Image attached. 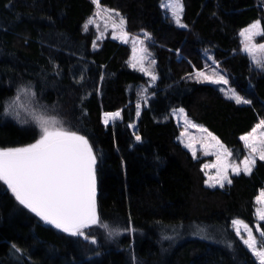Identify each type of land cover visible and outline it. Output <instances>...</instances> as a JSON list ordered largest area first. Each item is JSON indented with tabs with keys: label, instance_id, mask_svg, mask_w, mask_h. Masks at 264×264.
Segmentation results:
<instances>
[{
	"label": "trees",
	"instance_id": "16d2710c",
	"mask_svg": "<svg viewBox=\"0 0 264 264\" xmlns=\"http://www.w3.org/2000/svg\"><path fill=\"white\" fill-rule=\"evenodd\" d=\"M160 1L98 0L123 17L126 33L149 37L157 79L135 117V87L145 78L127 66V44L105 36L92 48L89 0H0V149L27 146L39 134L28 115L8 112L17 95L35 115L85 136L97 158L99 217L83 230L87 239L71 236L0 181V264H257L230 221L255 223L264 162L222 188L206 187L201 160L176 140L170 110L182 107L242 157L239 136L264 119V67L251 63L238 33L255 20L264 28V12L256 0H180L186 27H177ZM205 52L250 103L189 78L204 68ZM114 112L118 119L105 124L101 117ZM257 226L264 230V221Z\"/></svg>",
	"mask_w": 264,
	"mask_h": 264
},
{
	"label": "snow or ice",
	"instance_id": "6c2138e0",
	"mask_svg": "<svg viewBox=\"0 0 264 264\" xmlns=\"http://www.w3.org/2000/svg\"><path fill=\"white\" fill-rule=\"evenodd\" d=\"M173 17L180 27H186L181 23L182 4L177 2L172 5ZM115 15H119L118 13ZM125 21L120 18L119 24H113V28H120L121 39L127 36L123 32ZM244 37V51L248 53L252 60L260 67H264V43L254 44L253 38L257 35H264V28L259 21L254 22L251 26L240 33ZM149 38L146 35V39ZM142 44L143 41H140ZM141 52L146 49L141 48ZM144 56L139 58L133 57V68L139 65V71L151 76L152 81L156 80L155 74L148 68L144 67ZM154 64L155 61H150ZM215 76V74H213ZM203 72L197 73L198 81L202 77L204 81L227 84L223 76L213 78ZM21 92L24 90L21 89ZM231 99L237 104L250 103L234 92ZM19 95L12 103L19 101ZM139 105H137V115H139ZM182 111V110H181ZM120 116L119 112L105 114L104 123L108 124ZM40 136L35 143L25 147L0 149V181H2L15 196V199L24 207L31 210L45 223L53 225L71 236H85L84 229L99 223L96 203V170L97 158L94 155L93 147L89 144L88 139L76 132L68 131L60 124L59 121L52 118H45L42 115L35 117ZM187 123V121H186ZM195 127V125H190ZM264 127V121L257 125L249 135L241 137L245 145L250 149V155L241 161L240 165L228 163V158L232 153L225 148L216 137L208 133V138L215 141L214 147L217 151L214 153L217 163L208 165L205 168H216L215 176L209 177V186L219 185L224 187L225 182L231 184L228 170L231 168L233 174L239 175L241 171L251 174L255 166L256 159L252 154H256L260 160H264V132L256 135L257 129ZM201 131H206L201 129ZM136 140L141 137L137 135ZM202 145L207 146V139ZM193 148L192 142L187 145ZM205 154H209L205 152ZM195 151L193 157L195 158ZM257 203L264 205V192L257 198ZM258 219L264 221V208L258 209ZM236 235L240 237L243 244L259 260V264H264V241L261 242L259 250L257 247L256 237L252 229L239 220L232 222ZM107 227V225H104ZM246 233L245 235H242ZM257 231L264 237V230ZM91 243H96L92 240Z\"/></svg>",
	"mask_w": 264,
	"mask_h": 264
},
{
	"label": "rangeland",
	"instance_id": "374dc122",
	"mask_svg": "<svg viewBox=\"0 0 264 264\" xmlns=\"http://www.w3.org/2000/svg\"><path fill=\"white\" fill-rule=\"evenodd\" d=\"M89 1L93 5V11L90 14V16H88L86 18V20L84 22V26L85 27H91L94 31V41L92 42V48H96L95 42L99 41L100 39L104 38L105 36H109L110 38H112L113 40H115L117 42L127 44L129 47V54H128V58L126 60L127 66L131 69L138 71L145 78L144 83L139 84L135 87V91H136V95H137V100L135 101V117H136L137 116V105L140 106L139 107V110H140V108L145 104V102L148 98L149 88L154 86L156 80L152 81L150 75H147L144 72L139 71V65H137L136 68H133L132 67V64L134 63L133 57L139 58L141 56H144L145 57L144 67L150 69L155 74V76L157 77V74L155 71V63L154 64L150 63V61H152V60L155 61V58L147 46V39H146L147 34H145L144 32L137 34V35H131V34L127 33V36L124 39H121L120 38V36H121L120 28L114 29L113 24L115 23L118 25L120 18H123V17L117 11H115L111 8H108L106 6L100 5L98 3V0H89ZM177 2L180 3V0H161L160 1V7L169 15V17L172 19L173 23L177 27H180L179 25L176 24L175 19L173 17V11H172V5H174ZM256 3L264 12V0H256ZM117 13L119 14L118 16L115 15ZM257 21H259V20H255V21L251 22L250 24L246 25L245 27L241 28L239 33H238L239 40L241 42L242 51L247 55V57L249 58L251 63L256 67L258 65L252 60L251 56L244 51V37L241 36L240 33L243 30H245L246 28H248L249 26H251L254 22H257ZM181 23H182V21H181ZM123 32H125L124 27H123ZM258 37H259V35L255 36L253 38L252 42L256 45H260V44L264 43V40L258 41ZM140 41H143V43L141 44ZM141 48L146 49V52H141L140 51ZM201 72H203L204 74H206L208 76H213V74H215V76H213V78L218 77V76H223L227 80L225 73L219 68V66L217 64H215L213 62V60H212V58L208 52H205V55H204V68H202L199 71H194L189 76V78L191 80H194L197 82L215 85L219 89V91L222 93V95L228 99H231L230 97L232 96V94L234 92L236 95H239L243 99L247 100V98L245 96L239 94L229 83H227V84L211 83V82L204 81L202 77L198 81V79L196 78V74L201 73ZM17 96H15V98L11 99V102H8L7 107H6L8 112H9V110H11L13 113H17V111L23 112L26 115H28L31 118V120L36 121L35 117L37 115H35L32 111H30V108L28 107L29 104H28L27 98L19 96L20 97L19 101H17V103H15V104L12 103L14 100H16ZM231 100H233L235 102L234 99H231ZM114 113H116V112H114ZM108 114H111V113H108ZM170 115L178 127V135L176 137L177 142L182 146V148H184L186 151H188V153L190 154V156L193 159H200L201 160L200 170H201L203 177H204L203 184L209 188H222L219 185H217L215 187L209 186V183H208L209 177L215 176L217 169L212 168V167H209V168L204 167L205 164L212 165V164L217 163V158H216V155L214 154L217 151V149L214 147L215 141L210 140V138H208V133H210V132L207 131L203 126L195 123L193 120H191L189 117H187V115H186V113L182 107L172 108L170 110ZM104 117H105V114L101 117L103 122H104ZM117 119H118V117L114 120H117ZM110 121H113V120H110ZM186 121H187V123H186ZM262 121H264V119L258 121L252 127V129L250 131L239 136V140L243 146V155L241 158H234L231 155V157L228 158V163H234V164L240 165L241 168L243 167L241 164V161H243L246 157H248L250 155V149L245 145V143L241 139V137L249 135L252 132V130L254 128H256L257 125L260 124ZM36 124H37L38 130H39V134H38L37 139H39L40 129H39L37 121H36ZM190 125H195V127H192ZM130 127H133V123L130 124ZM201 129H205L206 131H201ZM262 132H264V127L258 128L256 135L259 137L260 133H262ZM211 135L214 136L212 133H211ZM205 138H208L206 141V143H207L206 147L202 146L205 143ZM36 140L33 143H35ZM189 142H192V144H193V148H191V149L186 146ZM33 143H31V144H33ZM193 151H195V153H196L195 158L193 157ZM205 152H208L209 154L206 155ZM252 155L255 157V159H259V157L256 154H252ZM261 161L264 162V160H261ZM240 173H244V172L241 171ZM231 175H235V174H233L231 168H229L228 176L230 177ZM226 184H227V182H225L224 185H226ZM262 192H264V186L258 190L257 195L254 197L255 223L252 226L248 225L252 229L253 235L256 237L258 250H259L261 242L264 241V238L260 235V232L257 231V223L261 222V220L258 219L257 211H258V209L264 208V205L257 203V198L260 197ZM235 220H239V219H232L230 221V228L234 232L235 236L239 239V241L243 244L240 237H238L236 235V232L234 230L232 222ZM239 221H241V220H239ZM241 222L243 224H246L243 221H241ZM242 235H245V238H246V233H243V230H242ZM244 247L249 251V253L254 258V260L257 262V264H259V260L253 255V253L245 245H244Z\"/></svg>",
	"mask_w": 264,
	"mask_h": 264
}]
</instances>
